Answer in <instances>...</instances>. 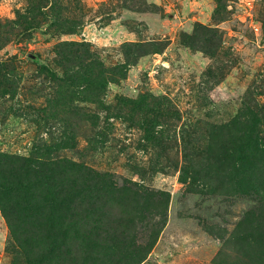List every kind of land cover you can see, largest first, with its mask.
Masks as SVG:
<instances>
[{
    "label": "rangeland",
    "instance_id": "1",
    "mask_svg": "<svg viewBox=\"0 0 264 264\" xmlns=\"http://www.w3.org/2000/svg\"><path fill=\"white\" fill-rule=\"evenodd\" d=\"M60 4L65 16L82 19L77 33L60 34L45 25L31 37L6 40L10 22L29 2L0 0V73L13 71L0 81V153L30 156L43 144L62 145L74 132L75 148L59 151L61 157L109 172L118 186L128 181L156 194L134 225L139 243L156 236L141 264L250 262L247 256L259 249L252 248L257 233L250 232L248 219L259 214L260 199L241 193L233 182L210 179L208 147L212 128L231 121L246 105H264V0H226L220 15L215 0ZM195 31L201 41L184 44L183 35ZM63 42L72 43L88 62L126 65L125 78L110 84L101 101H72L54 110L56 101L49 100L56 99V85L40 66L58 69L54 51ZM130 43L138 48L135 60L128 61L124 50ZM6 88L15 94L5 96ZM143 93L167 105L171 114L141 115L121 106V97L137 99ZM147 117L160 121L156 131L164 133L162 141L145 140L137 125ZM11 243L0 209V264H13Z\"/></svg>",
    "mask_w": 264,
    "mask_h": 264
},
{
    "label": "trees",
    "instance_id": "2",
    "mask_svg": "<svg viewBox=\"0 0 264 264\" xmlns=\"http://www.w3.org/2000/svg\"><path fill=\"white\" fill-rule=\"evenodd\" d=\"M215 1V13L220 15L221 9L227 8L226 0ZM28 2L26 11L18 12L17 19L10 22L6 40L19 35L31 37L45 25L60 34L77 33L83 25L82 19L64 15L61 0ZM1 38L0 34V48ZM190 39L201 41V36L197 31L192 36L184 34L182 42L188 44ZM72 45L63 42L56 47L57 70L47 64L40 66V72L56 85V99L49 100L56 101V111V105L67 106L72 101H101L110 84H119L126 75V65L107 68L96 60L88 62L87 57L72 50ZM136 48L133 43L125 46V53L132 58L128 61L137 57ZM1 72L0 81L4 77L9 80L13 71L8 67ZM8 92L15 94L6 88L5 96ZM120 101L122 107L141 115L153 112L163 118L170 112L167 105L144 93L137 99L121 97ZM149 119L144 118L137 126L144 130L146 141L158 143L164 137L162 131H156L160 121ZM211 130L215 134L208 147L210 179L218 177L220 185L233 182L241 193L260 199L259 214L248 219L250 232L257 233L252 248L259 250L247 256L250 262L240 259L235 264H264V105H246L231 121ZM75 144L73 132L62 145L43 144L30 156L0 153V209L10 226L16 254L13 264H141L156 236L152 235L148 243H139L134 225L149 210V201L156 194L128 181L118 186L109 172L58 154L75 148ZM116 212H120L119 218L114 216Z\"/></svg>",
    "mask_w": 264,
    "mask_h": 264
},
{
    "label": "water",
    "instance_id": "3",
    "mask_svg": "<svg viewBox=\"0 0 264 264\" xmlns=\"http://www.w3.org/2000/svg\"><path fill=\"white\" fill-rule=\"evenodd\" d=\"M30 58H32L33 60H37L36 57H34L33 55H29Z\"/></svg>",
    "mask_w": 264,
    "mask_h": 264
}]
</instances>
